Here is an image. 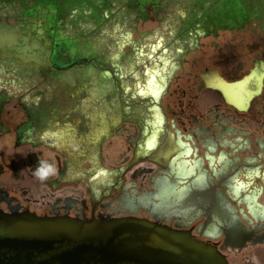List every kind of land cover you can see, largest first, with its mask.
I'll return each mask as SVG.
<instances>
[{"label":"flooded vegetation","instance_id":"af4514ba","mask_svg":"<svg viewBox=\"0 0 264 264\" xmlns=\"http://www.w3.org/2000/svg\"><path fill=\"white\" fill-rule=\"evenodd\" d=\"M226 1L188 0V12H173L181 23L206 24L194 32L187 57L176 40L158 34L146 50L130 47L139 73L129 92L119 75L131 66L121 57L82 56L81 43L55 37L58 22H49L47 64L16 59L57 84L73 83L74 68L94 61L98 89L78 107L65 94L52 113L23 102L24 92L2 97L0 213L136 217L188 233L228 264H264V16L222 6ZM159 2H145L140 17L151 24ZM10 35L0 34V52ZM0 60V73L12 67L21 87L32 79L9 64L13 58ZM10 84L0 78V86ZM11 98L19 105L6 104ZM90 103L105 110L88 117ZM40 159L57 169L44 182L33 175Z\"/></svg>","mask_w":264,"mask_h":264},{"label":"rangeland","instance_id":"374dc122","mask_svg":"<svg viewBox=\"0 0 264 264\" xmlns=\"http://www.w3.org/2000/svg\"><path fill=\"white\" fill-rule=\"evenodd\" d=\"M147 1L0 0V34L1 36L11 34L10 36L12 37L1 45L2 51L0 55L9 56V59L13 58L14 60H10L9 64L15 66L17 70L20 69L25 73L31 71L30 73L32 74V79L25 82L26 85L21 87L20 83H16V74L11 72L12 67H10V71L4 74L1 72L0 78L2 77L3 82H12V84L0 86V100L2 97H7V95L15 94L17 97L24 92L30 98H21L23 102L36 108H51L50 113H52L56 107L63 105V96L65 94H67L69 99H73L70 101L71 104L69 106L78 107L84 98L87 96L92 97L91 94L98 89V85L92 82L94 76L92 74V65H96L94 61L84 67L74 68L73 71L76 75L73 77V83L72 81H67V83L62 82L61 84H57L53 79H50V74L39 69L38 65L30 66V64H33V59L44 65L47 64L50 47L49 37L45 30L49 29V22H58L55 37L60 34L62 37L71 36L76 38L81 43V46L76 49V51H79L75 52L82 53V56H92L96 60L103 56H118L119 58L121 57V64L125 62L130 67L129 62L135 60V58L132 59L134 51L130 47L137 48V52L142 48L146 50L149 43L148 40L150 41V38L156 34L164 40H176L177 44L184 48L185 57L190 55L188 43H195L197 37H195L194 32L198 31L199 26H203L201 28L205 30L206 24L197 25L191 19L181 23V20L177 19L173 12H177L179 9L188 12L190 8L187 4L188 0H159L160 6H163V8L160 9L158 3L156 4L157 7L153 9L155 19H152L151 24L147 19L143 20L140 17L143 11L140 7ZM136 2L138 3L137 5H135ZM195 2L198 6V1ZM205 2L208 3V0H205ZM222 6L236 8L237 10L246 9L250 14L256 13L264 16V0H227ZM175 7L178 10L172 11ZM149 11H152V9H149ZM40 12H43L42 15L44 16L39 15ZM166 13H171L172 17L165 18ZM128 33L129 36H127ZM123 34L126 37L124 42ZM119 38H122L120 46L116 44ZM71 43L73 44V41ZM170 43L172 44V42ZM16 58L31 63L23 64ZM144 61L145 59L143 58L139 59L138 62L144 64ZM0 62L6 63L3 60H0ZM120 63L114 62L113 64L115 66L117 64L120 65ZM33 68L35 69L33 70ZM123 68L126 71L119 75L122 80L121 86L126 92H129L131 76L133 77L134 73H139V69L135 70L133 66L128 69L125 65ZM127 70H129V73ZM98 76L96 75L95 77ZM80 86H82L81 89L79 88ZM74 91H79V93L72 96ZM123 95L122 93L121 97ZM31 98L36 100L32 102ZM109 98L113 99L112 95H109ZM19 101L20 98H11L6 104L19 105ZM91 101L93 100H89V102ZM87 106L84 113L91 118H93V113L105 110L99 105H92L91 103ZM82 107L84 106L82 105ZM124 107L122 108L125 112ZM12 118L10 117V119ZM9 145H11V142H9Z\"/></svg>","mask_w":264,"mask_h":264},{"label":"water","instance_id":"95a60500","mask_svg":"<svg viewBox=\"0 0 264 264\" xmlns=\"http://www.w3.org/2000/svg\"><path fill=\"white\" fill-rule=\"evenodd\" d=\"M0 264H228L188 233L136 217L0 213Z\"/></svg>","mask_w":264,"mask_h":264},{"label":"clouds","instance_id":"9594fccd","mask_svg":"<svg viewBox=\"0 0 264 264\" xmlns=\"http://www.w3.org/2000/svg\"><path fill=\"white\" fill-rule=\"evenodd\" d=\"M57 172L54 164L49 163L47 160H39L38 166L34 169L33 175L41 182L47 181Z\"/></svg>","mask_w":264,"mask_h":264}]
</instances>
